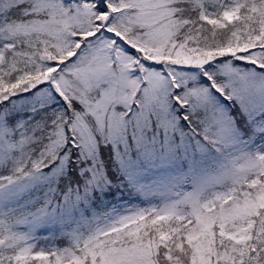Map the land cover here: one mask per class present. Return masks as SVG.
I'll return each mask as SVG.
<instances>
[{"label": "snow or ice", "instance_id": "obj_1", "mask_svg": "<svg viewBox=\"0 0 264 264\" xmlns=\"http://www.w3.org/2000/svg\"><path fill=\"white\" fill-rule=\"evenodd\" d=\"M0 264H264V0H0Z\"/></svg>", "mask_w": 264, "mask_h": 264}]
</instances>
